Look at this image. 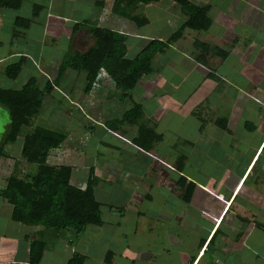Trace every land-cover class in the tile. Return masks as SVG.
Returning <instances> with one entry per match:
<instances>
[{
  "label": "crops",
  "instance_id": "1",
  "mask_svg": "<svg viewBox=\"0 0 264 264\" xmlns=\"http://www.w3.org/2000/svg\"><path fill=\"white\" fill-rule=\"evenodd\" d=\"M88 1V4H92L91 8L97 10L96 19H86L82 15V18L80 15L79 18L74 17L79 14L75 13L74 9L80 3L84 7L85 2L87 7L86 0H21L17 9H7L13 12V17L6 28L2 31L0 29V79L2 78L0 89L19 90L27 81L34 82L41 88L46 82H52L64 52L83 53L93 44L88 31L84 27H74L75 24L90 22L98 27L106 26L110 30L125 34L127 37L123 52L127 58H131L147 41L165 40L179 29L186 19L176 4L161 0L132 9V14L143 17L146 22L145 25L136 27L138 31L127 33L123 27H115L118 18L115 19L116 16H112L110 12L111 0ZM189 1L198 7H208L206 12L208 27L205 30L183 29L166 49L157 53L150 64L151 72L142 76L129 91V98L120 104L124 107L121 111L118 110L119 114L116 116L120 120L121 115L132 107V102L140 106L141 116L138 122L152 128L160 136L148 150L134 145L135 126L130 125L128 129L122 128L120 131L106 127L105 122L111 120L102 116L108 111L107 109L104 111L102 106L105 103L110 105L111 102L116 103V100L110 92L114 90L113 84L103 72L97 75L93 87L85 94L83 74L66 70L56 88L42 98L40 108H44L45 105L47 112L43 109L39 116L44 114L51 118L56 112L60 121L65 123V128L61 127L60 132L64 139L59 149L48 157L51 165H59L58 162L65 155L64 148L71 147L70 137H74V144L79 145L78 141L87 134L86 130H82V125H68L70 121L87 120L95 122L99 127L102 126L96 131L98 142L103 146L97 147L96 144L88 151L93 154L88 164L84 166L85 179L74 180L76 187L83 188L89 169L98 179L94 199L99 204L101 225L87 226L78 237L81 244H89L88 248L83 246L78 250L76 246L75 250L72 248L74 245L71 246L64 241L66 249L72 248L68 258L75 251L85 257L86 264L88 261L86 254L90 250V245L98 243L99 239L103 238L107 244L99 255L104 261L105 253L110 251L111 258L108 264L114 262L134 264L135 261L140 263L145 257L151 264H173L167 254L171 249L177 250V247H173L176 245L174 237L177 233L176 228L182 222L181 230L188 235L186 242L193 244V248L187 246L189 250H185L187 247L183 249L182 258L176 260L177 263L174 264H264V192H261V188H248L244 192L243 201L235 202L242 187L241 185L235 193L242 176L264 140V87L260 81L254 84L248 82L250 91L245 90L244 61L241 54L244 47L240 46L246 30L249 32L256 29L252 44L256 49L257 47L264 49L262 18L264 12H258L257 7H249L251 11L258 13V17L255 20L252 17L246 20L243 14L247 7L246 0ZM52 2L55 3L56 10L61 6L63 9L71 8L70 16L54 12ZM74 3L79 4L73 7ZM25 7L24 15L19 14L18 11ZM1 17L0 12V23ZM18 17L28 20L29 23L26 25L19 23L15 27L14 20ZM35 26L38 29L34 30ZM62 30L66 32L63 33ZM79 79L82 80L80 84ZM143 84L147 89L156 91L152 96V103H144L149 101L148 92L142 99L145 94L142 92ZM229 89L233 91L230 116L224 114L227 104L223 102L224 95L230 98ZM131 91L138 92L137 99H132ZM54 95L59 97L56 104H63V101L68 107L63 109L53 107L52 112L48 113L50 110L48 105L56 98ZM130 99L131 105L125 106ZM73 109L77 114L72 113ZM200 113L204 116L201 117ZM231 129L234 130V134ZM91 131L94 133L93 129ZM236 131L238 135L235 134ZM255 133L260 140L252 156L246 162L237 181L233 185H225L221 179L223 168L219 163L226 165L228 172L230 160L228 151L233 152L236 148L237 153L245 152L237 145L230 144L231 139L234 140L236 136V144H243L244 140H238L239 138ZM101 139L110 142H102ZM181 157L184 160L179 164ZM206 158L213 162L214 168L221 169L217 179L208 173L210 164L201 166L203 164L201 162ZM178 165H182L180 173L176 171ZM197 168H201L200 175L203 180L208 181V188L194 184L196 187L189 201L184 202L181 190L175 184L177 175H182L186 181L192 182L193 176L198 172ZM71 174L72 170L70 172L72 178ZM121 185L125 186L126 194L119 200H123L124 203L104 205L103 192L114 186L121 188ZM214 189L216 193H213ZM196 190L202 192L208 199L204 211L210 219L201 236L192 243L189 233L196 232L193 228L202 224L199 219H191L192 223L188 225L184 210L190 211L197 207L193 202L196 200ZM151 200H157L158 203L154 207L155 212L151 214L152 219H148L141 212L144 207H148L146 205ZM129 211L136 214L132 226L121 220L123 212ZM229 211L231 213L224 233L217 235ZM10 212L11 207L0 199L2 242L0 264L26 261L28 244L34 239L36 231L41 230L39 227H27L11 221ZM1 217H7L6 226L11 228V231L3 230L5 222L1 221ZM49 231L41 230L45 245L43 254L45 253L44 255L52 261L51 245L62 238ZM143 232L160 236V241L157 237L155 240L156 244L160 243V247L154 244L156 251L160 249V256H151L139 250H143L141 246L147 242ZM125 233L131 235L128 237L124 235ZM133 233L140 234L135 236ZM66 236L69 237V234H65ZM22 239L25 241L23 245ZM152 242L154 240L150 239L149 243ZM110 247L112 250H109ZM209 248L211 251L207 253ZM133 249L139 251L133 252Z\"/></svg>",
  "mask_w": 264,
  "mask_h": 264
},
{
  "label": "trees",
  "instance_id": "2",
  "mask_svg": "<svg viewBox=\"0 0 264 264\" xmlns=\"http://www.w3.org/2000/svg\"><path fill=\"white\" fill-rule=\"evenodd\" d=\"M20 1L0 0V9L15 10ZM159 1L161 0H111L110 12L116 18L128 20L139 28L146 21L143 17L132 14V9ZM168 1L178 6L186 18L184 23L165 40L147 41L133 57L127 58L123 52L127 37L125 34L90 22L78 23L74 27H84L92 37L93 44L83 53L64 52L52 82H46L41 88L36 83L27 81L19 90L0 89V107L7 112L9 118L7 129L0 140V158H8L4 146L14 143L17 135L25 130L18 156L23 164L33 167L20 171L14 162L4 185L0 187V199L11 207V221L27 227L69 234V237L75 239L87 226L101 225L99 204L94 199L98 179L93 176L92 170L89 169L83 188L71 185V168L48 162L49 155L59 149L64 136L42 127L32 128L30 120L37 115L44 95L56 88L66 70L83 74L85 94L93 87L97 75L103 72L112 82L115 92H118V101L123 103L128 99L129 91L140 78L151 72L153 57L166 49L183 29L205 30L209 25L207 6L198 7L189 0ZM19 23L26 25L29 21L18 17L14 20V26ZM140 116L139 106L132 105L121 115L120 120L114 121L135 126L134 145L148 150L160 136L152 128L141 125L138 122ZM183 160L181 157L179 164ZM181 170L182 165H178L176 171L180 173ZM175 184L181 190L183 201H189L194 184L186 181L182 175H177ZM41 230L36 231L34 239L28 244L26 261L8 264H39L45 248ZM110 258L111 252L107 251L104 263H109ZM65 264H85V257L73 251Z\"/></svg>",
  "mask_w": 264,
  "mask_h": 264
},
{
  "label": "rangeland",
  "instance_id": "3",
  "mask_svg": "<svg viewBox=\"0 0 264 264\" xmlns=\"http://www.w3.org/2000/svg\"><path fill=\"white\" fill-rule=\"evenodd\" d=\"M86 1H87V7H85L86 6L85 2H84V7L82 6L81 3L79 6H78L79 3H74L75 5L73 7L78 6L74 9V12L79 13V14H76L77 16L75 15L74 17L79 18L78 15H80V18H82V16H83L86 19H88V18L89 19H93V18L96 19L97 18L96 8L95 9L91 8L92 4L91 3L88 4L89 1L88 0H86ZM213 1L220 2L221 0H213ZM246 1H247V7L243 12L246 20L250 19V17H252V19L255 20L258 17V13L255 11H251L249 9V7L250 8L257 7L259 9V10H257L258 12H260V13L264 12V0H246ZM52 3H53L52 9L54 12L56 11L57 13L59 12L61 14L66 13L68 16H70L71 11H72L71 8L63 9V6H61L58 10H56L55 3L54 2H52ZM70 7H72V6H70ZM25 9H26V7L20 9L18 11L19 14L24 15ZM0 12L2 14V17H1L2 21L0 23V26H1L0 29L2 31L4 28H6L10 24V20L13 17V12L11 10H7V9H1ZM112 16H114V15H112ZM72 17L73 16H71V18ZM262 18H264V16H262ZM115 19H117V18L115 17ZM119 20L120 19H117V23H115V27H117V28L123 27V29H125L127 31V33L130 31H135V32L138 31V29L136 28V26L134 24L128 23L127 21L122 20V19L120 21ZM53 23H56V22L53 21ZM36 29H38L37 26L34 27V30H36ZM255 30H250L249 32L246 30L245 35H242V41L240 43V46L244 47L241 54L243 55V61H244V71H245L244 82L246 85L245 90L247 92L250 91L248 82H251L254 84V83H257L258 81H260L261 86L264 87V49L263 48L258 49V47L256 49L255 46L252 44V39H254L253 35L255 34ZM61 32L65 33L66 30H62ZM1 36H3V32L1 33ZM59 42H61V41H59ZM81 81L82 80L79 79V84L81 83ZM239 81H241V80L239 79ZM1 85H2V78L0 79V86ZM7 85H9V83ZM142 86H144V88H142V92L143 91L145 92L142 99L145 98L147 92L149 95V101H145L144 103H148V102L152 103V99H153L152 96H153V94H156V91H153L152 89H147L144 84ZM229 90H230V98H227V96L224 95L223 96V102L227 104L224 114L226 115V113H227L230 116L231 111H232L230 105L232 103L233 91L231 89H229ZM110 92L112 95H114L116 103L111 102V105L108 103H105L102 106L104 111L106 109L108 110V111H105L104 115H102V116L105 117L106 119L110 118L109 120H111V121L105 122L106 127L118 129V131H120V129H122V128L128 129L130 127L129 124H127V123L125 124L121 121H120V123H119V121L117 123L116 121L112 120V118L117 119L116 116L119 114L118 110L121 111L124 106L120 105L121 103L118 101V92L116 91L117 92L116 93L115 90H111ZM130 94H131L133 100L138 98V92L137 91H131ZM54 96H56V98H53L51 100L52 103L48 105V109H50L48 111V113L52 112L53 107L58 108V109H61V107H62V109L68 107V105L63 101H62L63 104H59V103L56 104L57 100H59V97H58V95H54ZM132 99H130V101H128L127 105H125V106H127V107L130 106ZM132 105L137 106L138 104H133V102H132ZM71 108H73V107H71ZM139 108H140V106H139ZM220 108H222L221 105H220ZM258 108H260V107L258 106ZM40 109H39L37 115L32 117V119L30 120V127H32V128L35 126L36 127H42V128L49 129V130H52V131H55L58 133L61 132V127L65 128V123L60 121V117L58 116V114H55L56 112L53 113L51 118H54V120L51 121L50 120L51 118L49 115L45 116L43 114V116H42V114H41L39 116V112L40 111L42 112L43 109L46 110V112H47L46 106L44 105V108H42L41 110ZM261 111H262V109H261ZM72 113L77 114V111H75V109H73ZM208 113L211 114L210 111H208ZM197 114L199 115L198 111H197ZM200 116L203 117L204 114L200 113ZM79 117H80V115H79ZM8 119L9 118H8L7 112L3 108L0 107V140L2 139V136L5 133V130L7 129ZM80 121H82V120H80ZM69 124L72 126H74V125L77 126L78 124L82 125L83 126L82 130H86V133H87V134H85V137L83 139H80L78 141L79 145L74 144V142H75L74 137H70L69 141L71 142V147L64 148L65 149L64 150L65 155L58 162L59 165L69 166L71 168L72 178L70 176V178H71L70 183H71V185L75 186L76 184L74 183V180L78 181L81 179H83V180L85 179L84 166L86 164H88L89 159L91 158V156L93 154L91 152L89 153L88 151L90 149H93L94 145H96V144H97V147L103 146L102 143L99 144V142H98L99 137H98L97 131H96V130H99V128H102V126L99 127L95 122L87 121V120H84L82 122L70 121L68 123V125ZM90 128H92L94 130V133H92V131H91L92 129H90ZM246 129H247V127H246ZM75 130H77V129H75ZM238 130H240V129L238 128ZM24 132H25V130L21 131L19 133V135H17L14 143L6 144L4 146V152L6 153V156L8 158H5V159L0 158V187H2L4 185L5 178L9 175L8 173H10L14 162H16L17 169H19L20 171H21V169L27 171V170H30L31 168H33L30 165H29L30 167H28L25 164H23L20 161L19 156H18L19 150H20L21 138H22V135L24 134ZM231 132L234 134L233 129H231ZM237 133L238 132L236 131L235 134L238 135ZM243 135H240V136H243ZM241 139L244 140L243 144H241V143L236 144V136H234V140L231 139V141H230V144L237 145L238 148L245 150V152L242 154L237 153L236 148H234L233 152H231V150L228 151L229 158H230L228 172H227L226 165L219 163V166L221 165L223 168V171H222L223 178H221V179H223L224 184L225 185L227 184V186L233 185L234 182L237 181V179L239 178L243 168L245 167L246 162L252 156L257 142L260 140L257 133L251 134L248 136L247 135L243 136V138H239L238 140H241ZM101 141L106 142V143L110 142V141L105 140V139H101ZM114 141H116V140H114ZM240 144H241V146H240ZM73 145H75V146H73ZM201 163H203V164L201 165ZM201 163L199 164L201 166H203L205 164H210L209 165L210 170L208 173H210L211 176H213L217 179V177L221 173V169L214 168L215 166L213 165V162L208 161L207 158H206V160H203ZM197 170H198V172L195 174L196 177L193 176L192 183L195 185H197V184L203 185L206 188H208V181L206 182L205 180H203L201 175H200L201 174L200 173L201 168H197ZM241 185H242V187L240 188L239 192L237 193V190L239 189V187ZM120 187L121 188H118L117 186H114L113 188H108V189L105 188L106 190L103 192L104 193L103 199L105 201L104 205H108V204L115 205L118 203H121V204L124 203L123 200H119V199H120V197H122L126 194L125 186L121 185ZM248 188H261V192H264V140L261 143L260 147L258 148V151H257L256 155L254 156L252 162L250 163V165L248 166V168L244 172L242 179H241V182L235 191V193H237L236 200H235L236 203L243 201V197L245 194L244 192H246V189H248ZM130 189H132V188H130ZM215 189L213 190V193H216ZM195 193H196V200H194L193 202H194V205L195 204L197 205V207L192 208V210H190V211L184 210V212H185L184 217H186L185 219H186V223H188V225L192 223L191 219H196V220L199 219V220H201V224H202L201 226L199 225V226L193 228V230H196V232L189 233L191 240H192V243H194V240H197V238L201 236L202 231L204 230L205 226L207 224H209V219H210V217H208L206 212L204 211L206 208V204H208V199H207L206 195H204L199 190H196ZM148 203L149 204L146 205L148 207L147 208L144 207L142 209L141 213H144V216L146 218L152 219V217H153L152 215L155 212L154 207H155V205H157L158 201L157 200H155V201L151 200ZM181 210H183V209H181ZM124 213L125 212H123V217H121V220L128 222L132 226L134 219L136 217L135 212L129 211L125 214ZM230 213H231V211L228 212V214L224 218L223 222L221 223V226H220V229L218 230L217 235L224 233L225 227L227 225L226 223L228 221ZM201 216H203V217H201ZM1 221L5 222V226H4L3 230L11 231V228H7V226H6V224L8 222L7 217H1ZM158 223H160V220L158 221ZM17 226L18 225H16V228H17ZM181 228H183L182 222H180L179 226L176 228L177 233H176V237H174V238H176V243H175L176 245L172 244L174 248L177 247L176 248L177 250L171 249V251H169V254H167V257L171 259L173 264L177 263L176 260H178L179 258H182L181 255L183 254V249H185L187 246L190 248H193V244L186 242L187 241L186 237L188 235L186 233H184L183 232L184 230H181ZM178 229H180V230H178ZM0 230H1V228H0ZM21 230H22V232L24 231V229H21ZM87 230H89V229H87ZM46 232H48V231H46ZM49 232H53V231L50 230ZM53 234H57V236L59 238H62V239H58V242L56 244L51 245L52 246V248H51L52 253L50 256H51L52 261L50 260V258H48L47 255H44L45 254L44 253L42 255V259H41L40 264H64V262L66 261V259L69 256L72 248L75 250H76V246H78V250L80 248H82L83 246H86L88 248L89 244H84V243L81 244L79 238L75 239L73 237H68V236L65 237V234L59 233V232H53ZM133 234L136 236L140 233H136V234L133 233ZM142 234H143V237L147 238L148 243L147 242L144 243L143 246H141V247H143V250L142 249H139V250H141L144 254H148L151 256L154 255L155 257L160 256L161 255L160 249L158 251H156L154 249L155 248L154 244H156L155 240L158 238V241H160V238H159L160 236L152 234L151 232H143ZM255 234L258 235V232H256ZM124 235L125 236L127 235L129 237L131 234L129 235V233H125ZM244 236H245V233H244ZM102 239L103 238H100L98 243L96 242L95 244L90 245V248H89L90 250L88 251V254H86L87 260H88L86 264H108V263H104L103 259H101V256L99 255L102 251H104L103 247L107 244V241L102 240ZM150 239L154 240V242L149 243ZM137 240H139V239H137ZM64 241L68 242L71 246H73V245L74 246L72 248L67 247L68 249H66ZM168 242L171 245V242L170 241H168ZM1 243L2 242H0V245H1ZM23 243H25L24 239H22L21 244L23 245ZM159 244L160 243L156 244V246L160 247ZM188 247L185 250H189ZM210 249L211 248L208 249L207 253L211 251ZM109 250H112V248L110 247ZM135 250H137V249H133V252ZM139 250H137V252ZM186 254L187 253H185V255ZM182 261H183V259H182ZM148 262H149L148 258L145 257L140 263H137L135 261L134 264H151ZM114 264H119V263L114 262Z\"/></svg>",
  "mask_w": 264,
  "mask_h": 264
}]
</instances>
